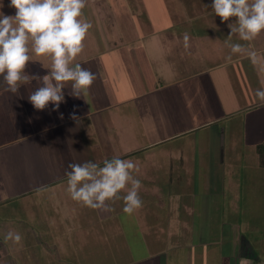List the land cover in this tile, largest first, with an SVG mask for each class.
<instances>
[{
    "label": "crops",
    "instance_id": "crops-1",
    "mask_svg": "<svg viewBox=\"0 0 264 264\" xmlns=\"http://www.w3.org/2000/svg\"><path fill=\"white\" fill-rule=\"evenodd\" d=\"M197 13L190 24L147 26L138 40L91 39L89 29L70 63L95 75L87 101L70 95L69 81L58 110L33 107L28 96L50 75L49 55L30 54L34 72L24 74L39 79L17 94L0 82V264H253L264 256V104L255 95L264 31L251 42L234 35L244 51L231 54L225 41L236 18ZM113 157L138 168L142 207L131 216L122 199L106 212L66 191L69 163L99 168ZM9 230L21 234L19 245L5 243Z\"/></svg>",
    "mask_w": 264,
    "mask_h": 264
},
{
    "label": "clouds",
    "instance_id": "clouds-1",
    "mask_svg": "<svg viewBox=\"0 0 264 264\" xmlns=\"http://www.w3.org/2000/svg\"><path fill=\"white\" fill-rule=\"evenodd\" d=\"M87 0H10L9 7L16 9L14 15L0 12V76H3L4 91L17 94L22 85L39 77L25 75L26 65L31 57L51 56V73L43 76L44 86L28 96L29 102L37 110H43L49 103L55 105L66 102L63 94L65 82L72 81L76 90L70 95L76 98H86L95 75L83 68L79 63L70 67L83 51L84 40L91 24L82 17V9ZM210 8L222 22H228L235 17V23L228 25L230 34L225 43L230 44L231 54L244 51L239 43H231V38L251 42L264 31V0H212ZM189 35L184 34V46L189 47ZM31 42V48H29ZM248 58L253 65L260 63L256 52L249 51ZM231 59V55L227 57ZM53 81L55 83H53ZM257 99L264 104V81L256 89ZM86 100V99H85ZM87 101V100H86ZM63 119V113H60ZM70 118L78 120L75 112ZM70 171L66 172V191L71 199L94 210L111 211L109 201L122 199L123 212L131 216L142 207L139 196L141 181L132 176V171H138L137 166L128 160L113 157L105 160L103 167L94 162L83 164L69 163ZM131 184L126 195L120 193ZM4 241L19 245L22 241L20 233L9 230Z\"/></svg>",
    "mask_w": 264,
    "mask_h": 264
},
{
    "label": "rangeland",
    "instance_id": "rangeland-1",
    "mask_svg": "<svg viewBox=\"0 0 264 264\" xmlns=\"http://www.w3.org/2000/svg\"><path fill=\"white\" fill-rule=\"evenodd\" d=\"M9 4L10 0H0V12L14 15L16 9L9 7ZM211 4L212 0H87L86 6L82 9L84 14L81 19H89L91 39H98L104 35L106 38L138 40L145 37L144 31L147 26L152 28L168 22H193L191 19L198 14L197 11L210 7ZM29 54L33 55V52ZM29 72H34L31 61L26 65L24 73ZM258 197L260 198L258 213L260 218L264 219V190L259 191ZM257 256L259 259L252 263L264 264V256L262 254Z\"/></svg>",
    "mask_w": 264,
    "mask_h": 264
}]
</instances>
